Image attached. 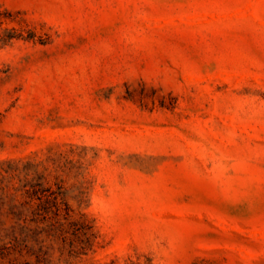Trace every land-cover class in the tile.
Returning a JSON list of instances; mask_svg holds the SVG:
<instances>
[{"label": "rangeland", "instance_id": "obj_1", "mask_svg": "<svg viewBox=\"0 0 264 264\" xmlns=\"http://www.w3.org/2000/svg\"><path fill=\"white\" fill-rule=\"evenodd\" d=\"M0 264H264V0H0Z\"/></svg>", "mask_w": 264, "mask_h": 264}, {"label": "trees", "instance_id": "obj_2", "mask_svg": "<svg viewBox=\"0 0 264 264\" xmlns=\"http://www.w3.org/2000/svg\"><path fill=\"white\" fill-rule=\"evenodd\" d=\"M60 215H62V214H60ZM68 216H71L69 211H67V217H65V218H68Z\"/></svg>", "mask_w": 264, "mask_h": 264}]
</instances>
